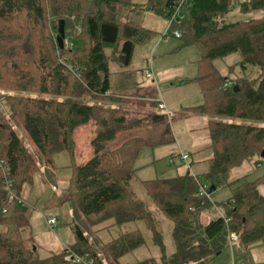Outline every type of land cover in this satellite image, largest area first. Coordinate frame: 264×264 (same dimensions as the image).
<instances>
[{
	"label": "trees",
	"instance_id": "1",
	"mask_svg": "<svg viewBox=\"0 0 264 264\" xmlns=\"http://www.w3.org/2000/svg\"><path fill=\"white\" fill-rule=\"evenodd\" d=\"M136 1L0 0V88L15 93L6 96L0 109L18 119L52 169H56L54 158L60 153L72 160L75 130L94 122L93 156L82 165L70 162L66 167L71 172L66 201L90 225L106 219L114 220L119 228L144 222L164 252L155 216L135 199L131 183L136 179L133 165L139 150L170 141V122L156 113L131 121L120 108L108 105L114 102L109 77L130 64L135 47L156 38L153 30L120 20L121 9L137 5ZM139 1L157 4L167 16L177 0ZM187 1L180 39L185 36V44L196 46L200 53L198 75L192 81L199 85L204 103L190 112L207 118L213 155L206 181L214 190L231 186L232 195L218 204L221 215L202 226L200 214L208 203L201 204L195 179L189 174L141 181L151 204L172 224L175 253L163 257V264H210L230 240V233L236 234L243 250L264 240V195L258 190L264 186V175L255 182L242 177L226 183L232 168L260 159L264 149V0ZM235 4L243 13L260 15L226 22L225 16ZM60 21H64L65 39L71 48L60 49L55 41ZM77 27L80 32L75 34ZM232 53L241 55V71L253 69V78L227 80L220 75L213 62ZM159 124L164 129L158 141L133 136L114 148L109 145L123 133ZM0 164L12 181L11 192L22 198L39 166L3 114ZM55 199L53 193L46 202ZM27 207L8 198L0 168V264H69L64 260L66 247L59 254L40 258L33 244L26 245ZM73 233L75 241L67 248L96 264H119L120 258L144 243L137 230L122 232L104 245L105 263L76 223Z\"/></svg>",
	"mask_w": 264,
	"mask_h": 264
},
{
	"label": "rangeland",
	"instance_id": "2",
	"mask_svg": "<svg viewBox=\"0 0 264 264\" xmlns=\"http://www.w3.org/2000/svg\"><path fill=\"white\" fill-rule=\"evenodd\" d=\"M136 2L138 4L133 7L121 9L120 20L153 30L156 38L150 44L135 47L130 64L127 67L117 68V72L109 77L111 91L109 95L114 97V102L108 105L120 108L131 121L156 113L165 115L170 122L172 132L170 141L156 146H144L139 150L133 165L136 170V179L131 183L135 199L142 201L155 216L156 228L162 235L164 252L154 243L152 231L142 221L131 222L121 228L116 226L112 219L90 225L66 201V187L71 172L65 166L70 161L69 155L67 153L56 155L54 158L56 169H52L38 153L18 119L0 109V116L2 114L6 116L39 166V173L34 175L33 184L24 187L22 199L28 205L26 211L28 224L25 226L23 237L28 247L31 244L35 246L40 258L59 254L66 246L73 244L75 241L73 225L76 223L84 231L103 262L106 261L104 251L106 243L116 239L122 232L137 230L144 243L120 258L118 263L136 264L154 261L156 264H163V257L168 259L175 253L171 233L172 224L151 204L141 187V181L176 178L189 174L199 182L207 184L209 189L212 188L205 176L210 170L208 160L213 155L212 150L209 149L210 135L205 128L207 119L205 116L188 111L204 103L199 85L192 81L198 75L200 53L196 46L185 44L183 40L185 36L182 39H176L168 35L159 41L166 26V14L157 4L139 0ZM259 15V12L243 13L239 5L235 4L225 16V21H248ZM70 37L71 33L67 30V38ZM67 47L70 48V44ZM241 60L239 53H232L213 63L220 75L227 80L244 76L251 78L253 69L247 67L241 71L238 67ZM150 66L154 80H148L144 76V71ZM151 90L153 92L148 97L152 95L153 100L143 97ZM0 91L5 93L4 99L6 96L15 95L9 90L0 88ZM157 98L165 104L167 113L157 108L155 101ZM162 127L160 124L152 125L123 133L109 145L114 148L133 136L158 141L164 129ZM96 131L97 126L94 122L75 130L72 164L82 165L93 156L90 143ZM182 155H187L189 159L182 161ZM258 162L263 168H256ZM53 170L57 173L54 174ZM262 175H264V160L253 158L232 168L227 175L226 183L234 182L242 177H246L249 182H255ZM258 190L264 195V186L259 187ZM53 193L56 199L47 203L46 201ZM231 195V186L227 185L212 191L210 203L200 214L202 226L221 215L218 204L230 199ZM59 202L62 203L59 204ZM52 217L56 218L57 223L53 227H48L45 219ZM210 264H264V240L249 246L246 250L240 249L237 241L227 240L223 244L220 255Z\"/></svg>",
	"mask_w": 264,
	"mask_h": 264
},
{
	"label": "built area",
	"instance_id": "3",
	"mask_svg": "<svg viewBox=\"0 0 264 264\" xmlns=\"http://www.w3.org/2000/svg\"><path fill=\"white\" fill-rule=\"evenodd\" d=\"M187 0H177L174 6L171 8L167 15V20H166V26L161 34L160 38L158 39L161 41L162 38H165L168 35H172L176 39L181 38V33H180V28L183 25L184 21L186 20V14H185V7L187 4ZM80 32V29L77 27L75 28V33L78 34ZM69 45L68 40L65 41V46L67 47ZM71 48V44H70ZM144 76L148 80H154V74L152 71L151 66L144 71ZM0 108L3 104L5 93L0 91ZM10 96V95H9ZM157 103V108L165 113H167V108L165 104L160 101L158 98L155 100ZM182 161H187L188 156L187 155H182L181 156ZM0 168L2 169V172L4 173V185L5 188L8 190V198L10 200H14L19 206L24 207L27 205L24 199L16 196L11 192L12 188V181L8 178V173L5 168L2 167L0 164ZM256 168L261 169L263 168L261 163H256ZM196 185H197V197L200 198L201 204L205 203H210V190L209 186L207 184L201 183L198 181V179H195ZM46 225L48 227H53L56 225L57 220L56 218H46L45 219ZM225 223H228V220H225ZM229 239L230 242H234L237 239L236 234L230 233L229 234ZM100 257V256H99ZM64 260L68 262L69 264H96L92 259H89L88 256H79L76 253H74L72 250L67 248L66 246V254L64 256Z\"/></svg>",
	"mask_w": 264,
	"mask_h": 264
},
{
	"label": "water",
	"instance_id": "4",
	"mask_svg": "<svg viewBox=\"0 0 264 264\" xmlns=\"http://www.w3.org/2000/svg\"><path fill=\"white\" fill-rule=\"evenodd\" d=\"M152 10V8H150ZM55 41L60 49L64 48V43H65V32H64V21H60L58 23V28H57V35L55 36ZM236 89V88H235ZM261 158H264V149L260 155ZM214 189H210V193H212ZM35 250V248H33Z\"/></svg>",
	"mask_w": 264,
	"mask_h": 264
},
{
	"label": "crops",
	"instance_id": "5",
	"mask_svg": "<svg viewBox=\"0 0 264 264\" xmlns=\"http://www.w3.org/2000/svg\"><path fill=\"white\" fill-rule=\"evenodd\" d=\"M110 92H111V91H109V93H110ZM152 92H153V90L147 92L146 95H144L143 97L146 96L145 98H148V99L150 98L151 100H153L154 97H153L152 95H150V96L148 97V95L151 94ZM191 109H193V108H191ZM191 109H189L188 111H190ZM206 119H207V118H206ZM161 126H162V125H161ZM163 127H164V126H163ZM163 127H162V128H163ZM205 128H206V127H205ZM160 136H161V134H160ZM69 157H70V156H69ZM188 159H189V158H188ZM70 162H71V158H70L69 163L65 166V168L70 164ZM54 165H55V160H54ZM135 171H136V170H135ZM53 173L55 174V173H57V171H54V170H53Z\"/></svg>",
	"mask_w": 264,
	"mask_h": 264
}]
</instances>
